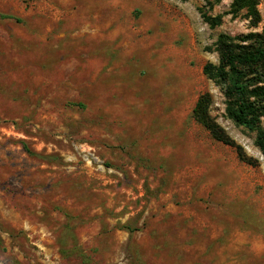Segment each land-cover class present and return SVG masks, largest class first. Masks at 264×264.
<instances>
[{
    "label": "rangeland",
    "instance_id": "1",
    "mask_svg": "<svg viewBox=\"0 0 264 264\" xmlns=\"http://www.w3.org/2000/svg\"><path fill=\"white\" fill-rule=\"evenodd\" d=\"M229 4L0 0V264H264V158L202 72L264 28V0L202 20ZM204 92L255 166L193 119Z\"/></svg>",
    "mask_w": 264,
    "mask_h": 264
},
{
    "label": "trees",
    "instance_id": "2",
    "mask_svg": "<svg viewBox=\"0 0 264 264\" xmlns=\"http://www.w3.org/2000/svg\"><path fill=\"white\" fill-rule=\"evenodd\" d=\"M260 0H230L229 9L223 14H208L199 8L202 20L213 28L222 24L224 14L232 17L242 16L249 26L256 27L260 21L258 4ZM207 50L217 54V61L206 62L202 67L205 77L211 80L223 96L224 114L236 126L254 133L253 143L264 158V28L261 31L230 35L218 34ZM211 95L201 93L192 108L193 119L206 128L211 137L234 147L238 158L252 166L257 160L245 153L210 115ZM29 154L42 159L54 158V155ZM131 230L130 227H126Z\"/></svg>",
    "mask_w": 264,
    "mask_h": 264
}]
</instances>
